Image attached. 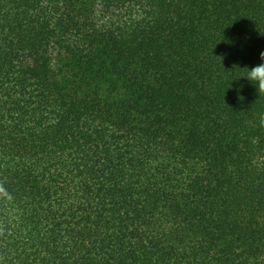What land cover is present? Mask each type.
<instances>
[{
	"label": "trees",
	"instance_id": "trees-1",
	"mask_svg": "<svg viewBox=\"0 0 264 264\" xmlns=\"http://www.w3.org/2000/svg\"><path fill=\"white\" fill-rule=\"evenodd\" d=\"M264 0H0V264H264Z\"/></svg>",
	"mask_w": 264,
	"mask_h": 264
},
{
	"label": "clouds",
	"instance_id": "clouds-1",
	"mask_svg": "<svg viewBox=\"0 0 264 264\" xmlns=\"http://www.w3.org/2000/svg\"><path fill=\"white\" fill-rule=\"evenodd\" d=\"M260 61L261 63L251 69L247 67L242 69L244 70L242 77L255 87L258 96H264V51L260 53ZM260 125L264 126V116L260 119Z\"/></svg>",
	"mask_w": 264,
	"mask_h": 264
}]
</instances>
